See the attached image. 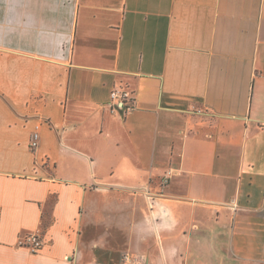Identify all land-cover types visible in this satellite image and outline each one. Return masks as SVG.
<instances>
[{"label":"crops","instance_id":"crops-1","mask_svg":"<svg viewBox=\"0 0 264 264\" xmlns=\"http://www.w3.org/2000/svg\"><path fill=\"white\" fill-rule=\"evenodd\" d=\"M125 255L264 264V0H0V264Z\"/></svg>","mask_w":264,"mask_h":264},{"label":"built area","instance_id":"built-area-1","mask_svg":"<svg viewBox=\"0 0 264 264\" xmlns=\"http://www.w3.org/2000/svg\"><path fill=\"white\" fill-rule=\"evenodd\" d=\"M110 106L113 111L126 114L134 109V100L132 96L125 90H113L110 93ZM29 149L35 151L39 146V134L35 130L30 135L29 139ZM170 172H167L163 176V182H166L169 179ZM149 199L152 198L149 197ZM19 245L28 247L33 253H36L40 250L43 243L37 234H29L24 238L20 239ZM123 264H147L146 261H141L134 259L129 255L123 257Z\"/></svg>","mask_w":264,"mask_h":264}]
</instances>
